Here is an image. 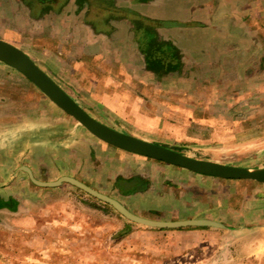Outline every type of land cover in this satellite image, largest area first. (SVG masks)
Instances as JSON below:
<instances>
[{
    "label": "rangeland",
    "instance_id": "obj_1",
    "mask_svg": "<svg viewBox=\"0 0 264 264\" xmlns=\"http://www.w3.org/2000/svg\"><path fill=\"white\" fill-rule=\"evenodd\" d=\"M10 1L34 13L41 10L43 16L75 13L86 17V25L96 21L112 31L111 23L122 22L128 35L139 25L136 12L132 15L126 7L121 12L110 2L106 8H115L122 16H114L116 20L107 16L104 23L103 18L95 20L99 16L95 0H73V5L66 0ZM6 7L12 14L14 8ZM260 17L250 22L255 28H250V35L245 31L233 45L234 52L203 65L188 57L184 61L165 36L173 27L193 26L190 20L153 21L157 37L176 48L178 69L149 71L138 44L133 75L124 67L119 73L122 82L112 86L136 107L122 112L106 110L74 83L70 64L86 69V63H73L70 52H61L63 62L52 52L29 54L91 117L117 131L176 147L193 158L262 168L264 16ZM35 23L21 29V41H34ZM25 169L40 182L74 178L140 217L165 220L166 213L192 207L195 215L187 219L208 218L226 228L148 235V227L127 220L83 190L66 182L39 186ZM211 180L100 141L22 74L0 62V188L4 189L0 264H264V184ZM124 181H134L138 190H125Z\"/></svg>",
    "mask_w": 264,
    "mask_h": 264
},
{
    "label": "crops",
    "instance_id": "obj_2",
    "mask_svg": "<svg viewBox=\"0 0 264 264\" xmlns=\"http://www.w3.org/2000/svg\"><path fill=\"white\" fill-rule=\"evenodd\" d=\"M70 1L66 0L65 4L73 5V0ZM74 1L77 2V0ZM95 1L97 6L102 3L101 5L105 9L99 15L102 16L100 19L95 17L98 22L103 18L105 23L107 16H112L109 18H115V20L114 16H122V13H117L115 8H106L108 2L114 7H121V12H124V7H126L132 11V15L136 12L135 16H148L153 21L190 20L193 26L173 27L170 29L171 32L165 36L172 41L180 54L184 55L182 57L184 61L188 57L190 61L201 65L219 61L220 54L234 52L233 45L239 43L245 35V31L250 35V28H255L250 23L255 19L254 16H258L255 20L264 16V0H148L144 3H139L136 0H127L126 2L123 0ZM6 3L0 2V39L21 49L32 61L35 58L29 52H33V54L56 53L58 62H63L62 56H59L61 52H70L69 56L73 63L76 61L86 63V69L80 66L82 68L80 70L78 64H70L69 70L75 79L74 83L86 92L90 100L96 101L97 104L112 113L117 110L122 112L124 108H136L117 95L112 88L114 84L122 82L119 73H122L120 71H123L124 67L129 69L133 75V69L135 71L137 66L135 63L138 55L135 52L139 51L138 43L134 40L133 33L128 35L124 32L122 22L111 23L110 25L114 27L112 31L105 29L103 25L97 26L96 21L88 22L86 25V17L82 19L80 16H75V13L70 16H43L41 10L34 13L30 8H23L20 6L21 4H15L14 1L9 0ZM4 7H10L12 10L14 8L12 14ZM36 20L38 23H35V30H32L31 36L34 41L29 43L21 41V29L27 28V25V29H29L31 23ZM158 39L164 41L161 38ZM57 45L60 48L55 49L54 46ZM68 46L71 47L70 51L67 49ZM81 108L83 107L81 106ZM83 110L85 109L83 108ZM120 111L116 115H119ZM85 112L87 111L85 110ZM186 171L188 172V170ZM4 172L2 170L1 173ZM2 176L5 178L3 174ZM204 177L212 179L211 183L214 179H219L206 175ZM3 191L4 189L0 188V193H4ZM0 197H2L1 194ZM193 214L192 207H182L179 208L177 214L166 213L163 219L183 220L191 218L195 215ZM204 228L206 227H188L179 230H150L151 228H149L145 232L148 235H188L200 233Z\"/></svg>",
    "mask_w": 264,
    "mask_h": 264
},
{
    "label": "water",
    "instance_id": "obj_3",
    "mask_svg": "<svg viewBox=\"0 0 264 264\" xmlns=\"http://www.w3.org/2000/svg\"><path fill=\"white\" fill-rule=\"evenodd\" d=\"M169 26L178 24H166ZM0 62L22 74L38 88L51 102L65 114L76 120L90 134L100 141L118 149L146 157L168 165L186 169L192 173L216 177L226 180H250L264 184V167L250 168L233 166L207 159H197L185 155L176 147L150 142L130 134L117 131L91 117L81 106L67 94L46 72H44L26 53L15 45L0 39ZM32 182L43 187H53L61 182L69 183L98 200L112 206L120 215L136 224L156 229H181L188 227L226 228L222 223L208 218H193L185 220H156L137 216L130 212L117 200L90 188L84 183L67 176L54 182H40L32 178ZM121 185L125 190L137 189L134 181H124ZM138 190V189H137Z\"/></svg>",
    "mask_w": 264,
    "mask_h": 264
},
{
    "label": "trees",
    "instance_id": "obj_4",
    "mask_svg": "<svg viewBox=\"0 0 264 264\" xmlns=\"http://www.w3.org/2000/svg\"><path fill=\"white\" fill-rule=\"evenodd\" d=\"M135 17L134 20L139 25L134 29V36L140 51L144 54L146 68L152 72L163 71L164 73L178 69L177 50L170 43L158 39L153 29L155 22L145 17Z\"/></svg>",
    "mask_w": 264,
    "mask_h": 264
},
{
    "label": "flooded vegetation",
    "instance_id": "obj_5",
    "mask_svg": "<svg viewBox=\"0 0 264 264\" xmlns=\"http://www.w3.org/2000/svg\"><path fill=\"white\" fill-rule=\"evenodd\" d=\"M104 11H105V9L103 8V6H98L96 8V12L98 13V15H101V13L104 12ZM95 17H97L98 19H100L102 16H95ZM129 192H132V189H130Z\"/></svg>",
    "mask_w": 264,
    "mask_h": 264
}]
</instances>
